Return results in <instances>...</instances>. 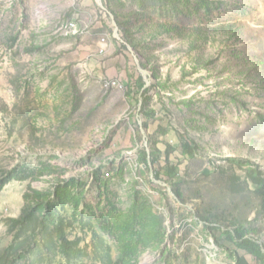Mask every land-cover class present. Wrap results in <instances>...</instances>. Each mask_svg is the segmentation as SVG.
Returning <instances> with one entry per match:
<instances>
[{"label": "rangeland", "instance_id": "rangeland-1", "mask_svg": "<svg viewBox=\"0 0 264 264\" xmlns=\"http://www.w3.org/2000/svg\"><path fill=\"white\" fill-rule=\"evenodd\" d=\"M0 264H264V0H0Z\"/></svg>", "mask_w": 264, "mask_h": 264}, {"label": "crops", "instance_id": "crops-1", "mask_svg": "<svg viewBox=\"0 0 264 264\" xmlns=\"http://www.w3.org/2000/svg\"><path fill=\"white\" fill-rule=\"evenodd\" d=\"M96 67L98 68V71L96 72L97 75L99 74V76H105L108 78V80L116 79L120 81L124 79V76L126 75L124 72L127 69L124 67L125 69L120 71L121 68L118 66V63L114 58L109 59L104 57H99Z\"/></svg>", "mask_w": 264, "mask_h": 264}, {"label": "built area", "instance_id": "built-area-1", "mask_svg": "<svg viewBox=\"0 0 264 264\" xmlns=\"http://www.w3.org/2000/svg\"><path fill=\"white\" fill-rule=\"evenodd\" d=\"M70 27H77V32H79V25L77 22L73 21L70 23ZM104 42V41H103ZM104 49L101 50L103 52ZM108 89H123L124 86L121 81L119 80H108Z\"/></svg>", "mask_w": 264, "mask_h": 264}, {"label": "trees", "instance_id": "trees-1", "mask_svg": "<svg viewBox=\"0 0 264 264\" xmlns=\"http://www.w3.org/2000/svg\"><path fill=\"white\" fill-rule=\"evenodd\" d=\"M146 158H145V163L147 164L146 162ZM250 174L251 176L253 177V179H256L257 181L259 180V173H257L255 170H250Z\"/></svg>", "mask_w": 264, "mask_h": 264}]
</instances>
